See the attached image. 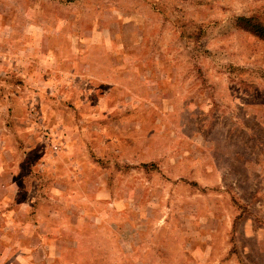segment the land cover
<instances>
[{
	"label": "rangeland",
	"instance_id": "obj_1",
	"mask_svg": "<svg viewBox=\"0 0 264 264\" xmlns=\"http://www.w3.org/2000/svg\"><path fill=\"white\" fill-rule=\"evenodd\" d=\"M264 0H0V264H264Z\"/></svg>",
	"mask_w": 264,
	"mask_h": 264
},
{
	"label": "trees",
	"instance_id": "obj_2",
	"mask_svg": "<svg viewBox=\"0 0 264 264\" xmlns=\"http://www.w3.org/2000/svg\"><path fill=\"white\" fill-rule=\"evenodd\" d=\"M236 24L238 28L264 41V19L259 15L240 16Z\"/></svg>",
	"mask_w": 264,
	"mask_h": 264
}]
</instances>
